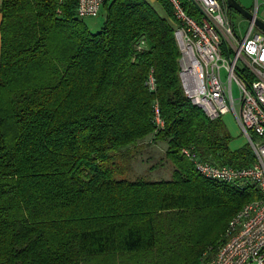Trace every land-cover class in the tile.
I'll return each mask as SVG.
<instances>
[{
    "label": "trees",
    "instance_id": "16d2710c",
    "mask_svg": "<svg viewBox=\"0 0 264 264\" xmlns=\"http://www.w3.org/2000/svg\"><path fill=\"white\" fill-rule=\"evenodd\" d=\"M0 1V264H200L260 193L181 153L255 161L184 95L171 3L157 0L169 20L148 0H107L92 33L78 0ZM148 137L168 145L171 179L129 178Z\"/></svg>",
    "mask_w": 264,
    "mask_h": 264
},
{
    "label": "built area",
    "instance_id": "2783aa9c",
    "mask_svg": "<svg viewBox=\"0 0 264 264\" xmlns=\"http://www.w3.org/2000/svg\"><path fill=\"white\" fill-rule=\"evenodd\" d=\"M168 1L181 53L179 77L184 95L212 121L232 112L255 161L245 168H233L202 160L187 148L181 153L207 180L253 185L260 193L259 199L244 205L233 217L225 232V242L213 256L205 254L200 264H264V35L256 31L255 22L262 20L259 11L264 0H255L253 19L243 38L222 0ZM106 2L78 0V18L97 17ZM190 6L196 15L187 12ZM147 84L155 91L153 75ZM235 85L238 98L233 93ZM156 123L164 128L158 109Z\"/></svg>",
    "mask_w": 264,
    "mask_h": 264
},
{
    "label": "rangeland",
    "instance_id": "374dc122",
    "mask_svg": "<svg viewBox=\"0 0 264 264\" xmlns=\"http://www.w3.org/2000/svg\"><path fill=\"white\" fill-rule=\"evenodd\" d=\"M151 3L154 5L157 12L163 17L169 19L167 15V10L163 7L157 0H150ZM149 1V2H150ZM222 4L225 3L224 0L221 1ZM239 4H241L251 15H253L255 10V0H238ZM227 6V5H226ZM232 23L234 24L239 36L243 38L248 28L250 27L251 20L241 16L235 10H230L227 7ZM259 17L264 21V6H261L259 11ZM106 19V9L103 7L101 12L97 17H86L82 19L84 24L88 27V29L92 33H100L101 29L103 28L104 21ZM170 20V19H169ZM256 31L262 33L264 32L260 30L259 27H256ZM239 90L238 87L234 86V94L236 98L239 97ZM239 109V108H238ZM224 123L226 124L231 136H232V145L234 147H241L244 144H248V140L245 135L242 134L241 128L238 124V121L235 115L231 112L225 115L223 118ZM139 149L136 151V156L134 157L131 163L132 169L128 173L129 178L137 179L139 177H144L149 180L160 181V180H169L172 177V171L174 170L173 164L166 159V151L168 145L162 142H152L151 137H148L144 143L138 147ZM222 240H226V233L222 237ZM221 245V244H219ZM217 248H210L205 253L206 255L211 254L212 250H216ZM205 256V255H204Z\"/></svg>",
    "mask_w": 264,
    "mask_h": 264
},
{
    "label": "water",
    "instance_id": "95a60500",
    "mask_svg": "<svg viewBox=\"0 0 264 264\" xmlns=\"http://www.w3.org/2000/svg\"><path fill=\"white\" fill-rule=\"evenodd\" d=\"M228 7L231 8L232 5L235 6V9L238 13L241 14V16H244L250 20L253 19V16L241 5L239 4V2L237 0H226ZM257 27L260 28V30H262L264 32V22L260 19H256L255 20Z\"/></svg>",
    "mask_w": 264,
    "mask_h": 264
},
{
    "label": "crops",
    "instance_id": "0c3cea01",
    "mask_svg": "<svg viewBox=\"0 0 264 264\" xmlns=\"http://www.w3.org/2000/svg\"><path fill=\"white\" fill-rule=\"evenodd\" d=\"M148 1H150V0H148ZM150 3H151V1H150ZM0 7H1V1H0ZM1 21H2V14L0 13V24H1ZM0 38H1V35H0ZM0 51H1V39H0ZM243 146H241V147H243ZM230 147L232 150H237V149L241 148V147H234L232 144H230Z\"/></svg>",
    "mask_w": 264,
    "mask_h": 264
},
{
    "label": "flooded vegetation",
    "instance_id": "af4514ba",
    "mask_svg": "<svg viewBox=\"0 0 264 264\" xmlns=\"http://www.w3.org/2000/svg\"><path fill=\"white\" fill-rule=\"evenodd\" d=\"M238 1V0H237ZM224 2H225V4L227 5V7H228V4H227V1L226 0H224ZM235 5V4H234ZM234 5H232V7L231 8H229L230 10H235L236 11V9H235V6Z\"/></svg>",
    "mask_w": 264,
    "mask_h": 264
}]
</instances>
